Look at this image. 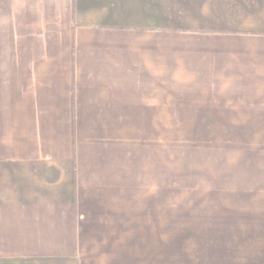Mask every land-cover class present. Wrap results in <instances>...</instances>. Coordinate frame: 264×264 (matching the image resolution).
<instances>
[{
    "label": "crops",
    "instance_id": "obj_1",
    "mask_svg": "<svg viewBox=\"0 0 264 264\" xmlns=\"http://www.w3.org/2000/svg\"><path fill=\"white\" fill-rule=\"evenodd\" d=\"M0 264H264V0H0Z\"/></svg>",
    "mask_w": 264,
    "mask_h": 264
},
{
    "label": "rangeland",
    "instance_id": "obj_2",
    "mask_svg": "<svg viewBox=\"0 0 264 264\" xmlns=\"http://www.w3.org/2000/svg\"><path fill=\"white\" fill-rule=\"evenodd\" d=\"M183 134L187 135V139H185L186 141L192 142V139H188V138H192L193 132H171V155L177 154L176 153V150L178 148V142L177 141L178 140H184ZM175 159H176V156H175ZM171 165H173V164H171Z\"/></svg>",
    "mask_w": 264,
    "mask_h": 264
}]
</instances>
